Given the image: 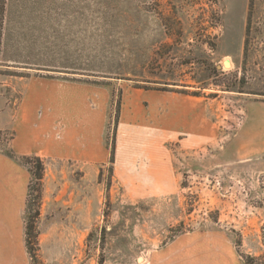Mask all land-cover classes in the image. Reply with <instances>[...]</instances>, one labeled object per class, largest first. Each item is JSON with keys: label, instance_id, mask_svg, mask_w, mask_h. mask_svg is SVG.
Wrapping results in <instances>:
<instances>
[{"label": "rangeland", "instance_id": "rangeland-1", "mask_svg": "<svg viewBox=\"0 0 264 264\" xmlns=\"http://www.w3.org/2000/svg\"><path fill=\"white\" fill-rule=\"evenodd\" d=\"M0 24L6 104L31 76L95 89L87 112L60 121L58 151L59 118L43 122L39 182L34 155L0 130L38 212L33 254L26 203L0 212V264H149L176 236L216 230L244 264H264V0H0ZM186 95L216 132L200 148L156 138L159 113L172 128Z\"/></svg>", "mask_w": 264, "mask_h": 264}, {"label": "crops", "instance_id": "crops-1", "mask_svg": "<svg viewBox=\"0 0 264 264\" xmlns=\"http://www.w3.org/2000/svg\"><path fill=\"white\" fill-rule=\"evenodd\" d=\"M91 91L95 89L86 83L31 76L23 83L18 101L6 104V99L0 97V130H7L13 135L10 143L12 151L20 156H41L51 148L49 138L53 137L49 129L42 125L43 122L49 116L57 117L58 122H62L68 115L87 112ZM92 94L95 95V92ZM253 103L264 108L262 101ZM159 105L160 111H167L161 107L165 105L164 102ZM174 107L182 110L171 114L174 120L170 129L166 115L159 113L156 130L160 128L164 131L156 135L158 141L176 140L181 148L194 149L215 140L216 132L211 129L208 105L202 98L186 95V99L175 102ZM61 122V125L51 127V130L58 131L57 151L63 147L66 131L65 124ZM12 159L8 154L0 153V160L6 162L4 167H0V185L3 187L0 188V212L9 210L8 206L13 213L24 211L26 203L30 175L26 176L25 170ZM204 233L176 236L164 247L150 253L149 264H244L227 233L217 230Z\"/></svg>", "mask_w": 264, "mask_h": 264}, {"label": "trees", "instance_id": "trees-1", "mask_svg": "<svg viewBox=\"0 0 264 264\" xmlns=\"http://www.w3.org/2000/svg\"><path fill=\"white\" fill-rule=\"evenodd\" d=\"M0 28H1V24H0ZM32 158L36 161L34 172L32 173V169H28V170L29 172L32 173L31 176H33L34 179L39 182L42 178V170H43L42 161L36 156H33ZM30 190H31V187L29 185L28 192H27V198L30 196ZM34 190H37L36 192H39V189L37 188H34ZM30 207H31V204L29 200L27 199L26 209H27L28 221L25 227V242H26V247L28 248V251L30 252V254L31 252L33 254L34 246L37 244V240H36V235H35V230H34V225H33L32 220H33V216L35 217L38 215V212L36 211L35 215H31ZM31 257L35 258V255H32Z\"/></svg>", "mask_w": 264, "mask_h": 264}]
</instances>
